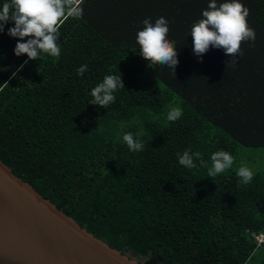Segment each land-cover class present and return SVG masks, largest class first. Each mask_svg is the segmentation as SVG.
I'll use <instances>...</instances> for the list:
<instances>
[{"label": "trees", "instance_id": "16d2710c", "mask_svg": "<svg viewBox=\"0 0 264 264\" xmlns=\"http://www.w3.org/2000/svg\"><path fill=\"white\" fill-rule=\"evenodd\" d=\"M240 2L256 39L241 44L235 67L226 66L223 49L210 46L202 62L193 55L191 28L209 0H84L83 16L60 26L58 59L14 55L18 38L7 35L14 22H5L0 160L139 264H264L254 238L264 233V172L247 185L233 167L207 174L216 151L234 157L240 147L264 149V0ZM160 16L176 42L175 77L142 58L136 43L142 21ZM83 64L88 71L78 76ZM119 73L124 89L115 102L91 104L92 88ZM176 98L183 115L170 122ZM140 131L144 149L130 151L122 136ZM186 149L200 152L207 167L180 165L177 153Z\"/></svg>", "mask_w": 264, "mask_h": 264}, {"label": "clouds", "instance_id": "9594fccd", "mask_svg": "<svg viewBox=\"0 0 264 264\" xmlns=\"http://www.w3.org/2000/svg\"><path fill=\"white\" fill-rule=\"evenodd\" d=\"M249 9L240 0H209L207 8L202 11V18L192 25V52L199 62L203 54L212 48L223 49L230 57L225 62L226 66L235 67L238 57L242 56L241 44L252 42L256 39L255 30L248 25L247 17ZM83 16V8L74 5V0H6L0 7V33L4 31L5 22L13 21L14 26L8 28L7 35L15 37L17 43L14 55L17 57L26 54L28 60H37L41 53L53 58H59L61 46L58 43L60 26L67 17L80 18ZM143 29L136 34V43L139 46V54L151 64H159L168 67L175 77V68L179 61L175 41L168 39L169 22L166 17L160 16L153 23L150 18L142 21ZM25 38H28L25 40ZM23 64L12 73L15 77L28 63ZM88 71L87 64L77 69V75L83 76ZM8 85L7 82L4 83ZM124 89V84L119 75H105L102 82L91 90V104L106 108L115 102L114 93L118 89ZM183 115V109L179 106L171 107L167 112V120L175 122ZM144 133L136 134L126 132L122 140L128 149L133 152L143 151L144 143L137 137ZM180 165L195 169L199 161L200 167H207L200 152H192L186 149L183 153H177ZM234 164V157L223 150L216 151L211 155V167H208V176L215 178L224 173ZM236 175L241 183H251L255 173L246 164H241Z\"/></svg>", "mask_w": 264, "mask_h": 264}, {"label": "water", "instance_id": "95a60500", "mask_svg": "<svg viewBox=\"0 0 264 264\" xmlns=\"http://www.w3.org/2000/svg\"><path fill=\"white\" fill-rule=\"evenodd\" d=\"M58 211L0 160V264H139Z\"/></svg>", "mask_w": 264, "mask_h": 264}, {"label": "rangeland", "instance_id": "374dc122", "mask_svg": "<svg viewBox=\"0 0 264 264\" xmlns=\"http://www.w3.org/2000/svg\"><path fill=\"white\" fill-rule=\"evenodd\" d=\"M174 106H178V99H174ZM246 164L252 171L256 173L264 172V149L262 148H237V153L234 156L233 168L238 170L241 164Z\"/></svg>", "mask_w": 264, "mask_h": 264}, {"label": "built area", "instance_id": "2783aa9c", "mask_svg": "<svg viewBox=\"0 0 264 264\" xmlns=\"http://www.w3.org/2000/svg\"><path fill=\"white\" fill-rule=\"evenodd\" d=\"M84 0H74L75 6H80L83 3ZM254 238L258 244V246H264V233L261 234H255Z\"/></svg>", "mask_w": 264, "mask_h": 264}]
</instances>
